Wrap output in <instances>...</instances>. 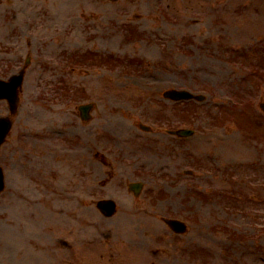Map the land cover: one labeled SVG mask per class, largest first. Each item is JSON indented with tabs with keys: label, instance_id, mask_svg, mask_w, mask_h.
Listing matches in <instances>:
<instances>
[{
	"label": "rangeland",
	"instance_id": "1",
	"mask_svg": "<svg viewBox=\"0 0 264 264\" xmlns=\"http://www.w3.org/2000/svg\"><path fill=\"white\" fill-rule=\"evenodd\" d=\"M2 2L6 3L5 8L16 5L23 12L37 11L36 17L22 16V25L35 22L48 30L49 26L70 25L79 31L75 42L83 36L85 40L80 44L100 45L104 53L117 55L118 62L111 65L113 71L109 75L104 72L105 76L93 80L91 75L66 73L65 89L63 78L54 77L56 71H45L38 81L37 69L31 66L18 122H39L26 114L37 107L53 126V141H62L55 131L61 132L65 126V131L70 132V136L65 135V142L70 146L73 139L82 142L71 134L79 121L67 113L78 103L95 100L97 115L110 122L116 117L121 119L122 122L117 121L118 136L108 127L102 128L101 150L121 162L114 164L117 170L123 164L129 166L128 170L158 173L156 179H147L152 187L148 190L153 192H145L142 198L158 196L168 207H160L159 212L168 213H174L171 205L179 202L181 215L190 224L181 238L182 251L178 243L175 249L166 236L169 250L156 256L157 264H264V112L259 107L261 101L264 103V0ZM51 12L56 16H50ZM78 16L82 17L76 19ZM172 88L201 92L206 95L205 101H164L161 92ZM64 117L72 120L63 121ZM140 118L148 124L156 123L154 130L140 131L136 127ZM164 123L168 128L187 126L195 134L174 141L164 130H157ZM130 132L140 139L138 144H145L142 153H136L134 145L124 141ZM83 148L74 145L76 156L71 153L65 157V171L70 176L66 177L65 187L71 188V193L65 190V210L54 209L53 222L39 219L32 235L37 236L39 243L47 244L51 239H68L79 252L76 259L82 255L85 264H106L110 260L108 254L78 240L95 232L100 238L107 236L106 248L113 250L109 253L124 261L123 252L114 248L126 247L129 238H122L129 236L130 227L125 224L130 210L120 207L112 218L97 217L93 201L94 196L102 194L97 192V182L102 177L82 176L98 169L92 167L87 154L80 159L78 151L88 153ZM141 156L151 162L137 166ZM8 178L13 184L14 176ZM11 186L6 188L7 196L0 197V264H18L12 239L20 229L15 224L17 210L9 206ZM13 191L16 195L15 187ZM120 195H125L124 190ZM147 214L138 211L139 218H134L132 224L144 225ZM130 235L134 231L130 230ZM116 237L122 242L117 243ZM58 245L50 250L55 263L60 261L53 251L63 253L61 242ZM94 251L100 254L86 257ZM34 252L38 253L35 249L31 253ZM191 252L195 253L192 257Z\"/></svg>",
	"mask_w": 264,
	"mask_h": 264
},
{
	"label": "flooded vegetation",
	"instance_id": "2",
	"mask_svg": "<svg viewBox=\"0 0 264 264\" xmlns=\"http://www.w3.org/2000/svg\"><path fill=\"white\" fill-rule=\"evenodd\" d=\"M3 38H4L5 41L2 40L1 46H2L3 50L2 49L1 50H2L3 56H6V55H9L7 53L6 46L11 45V44L13 45L14 44L13 41H15L16 36H15L14 33L6 32V33H4ZM15 68H16V63L13 64L12 61L8 60L7 61V67L0 71V76L6 77V76H9V75L15 73L16 72ZM64 149H65V147H64ZM50 156H51V152L48 150L47 147H45L44 153H42V152L39 153V154L36 153L35 154L36 162L33 165L34 170H38L42 166V164L40 162H38V161H41V160L49 161ZM1 166H2L3 173H6V165L4 163H1ZM48 167H50V166H48ZM19 169H20V172H21L22 165H20ZM45 171H49L50 172V169L49 170L46 169ZM40 172H44V170L41 169Z\"/></svg>",
	"mask_w": 264,
	"mask_h": 264
}]
</instances>
